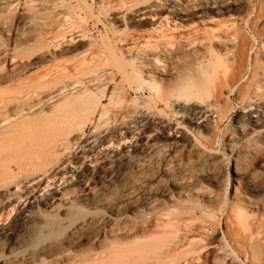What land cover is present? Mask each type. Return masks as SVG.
Masks as SVG:
<instances>
[{
    "label": "bare ground",
    "instance_id": "6f19581e",
    "mask_svg": "<svg viewBox=\"0 0 264 264\" xmlns=\"http://www.w3.org/2000/svg\"><path fill=\"white\" fill-rule=\"evenodd\" d=\"M249 4L98 0L96 6L114 26L126 9L140 16L159 11L174 23L211 10L248 11ZM57 6L95 15L87 0ZM257 13L254 22H264V0ZM169 24L160 21L154 31L164 33ZM24 29L0 26L11 44L0 49V264H264V25L254 73L239 88L236 135L222 145L224 166L214 139L226 116L221 98L236 84L211 56L193 62L183 57L192 43L177 45L166 67V50L143 41L134 44L138 55L122 63L114 46L102 43L99 57L148 92L127 115L118 111L113 89L105 105L89 90L106 75L104 61L62 60L55 52L58 28L43 23L28 37ZM37 56L34 68L43 72L33 75L28 68ZM153 168L157 174H148ZM92 177L121 185L94 189Z\"/></svg>",
    "mask_w": 264,
    "mask_h": 264
},
{
    "label": "rangeland",
    "instance_id": "374dc122",
    "mask_svg": "<svg viewBox=\"0 0 264 264\" xmlns=\"http://www.w3.org/2000/svg\"><path fill=\"white\" fill-rule=\"evenodd\" d=\"M59 1L60 0H0V26L5 25L8 27L18 23L21 28L25 25V37H28L35 34V29L40 24L45 23L53 25L56 27V30L58 28V31H61V36L57 39L60 47L59 50L55 52L62 60L78 56L80 60L94 59V62L99 64H103V59H105L103 55L99 57V52L103 49L104 43L112 44L116 49V55L121 57H119V60L122 59L120 60L122 63L125 61L127 63L131 60V57H135V54L139 50L135 48L134 44L141 43L142 45L143 41L145 43L157 42L162 46L163 50H166V53L161 52V56H163L161 58L164 60L162 63L166 67L174 62V60L172 61L170 57L167 56L168 53L173 52L177 45L183 46L192 43L189 48L185 49L183 54L184 59L198 62L201 57H205V60H208V57L211 56L215 63L218 64L217 70L220 74L225 73L227 79L230 76H235V90L229 93L227 98L224 96L221 98V105L225 110L226 116L214 139L213 152L216 153L215 156L218 164L220 166L227 164L228 159L227 157H222V154H227L228 152L222 145H224L227 137L236 135V131L233 128L234 117L243 107V102L239 95V88L251 80L254 73L253 64L256 54L259 49H263L261 48V39L257 31L259 27H263L264 22L261 21L258 24L254 22L258 15V0H251V4H249V8L251 9L248 11L242 12L233 9L230 11L211 10L203 13L202 18L187 17L184 18L186 21L180 22V20H177L174 23L170 21L169 17H165L166 15H162V12L159 11H150L140 16L135 14L133 9H126L122 12L120 11L121 13L118 12L120 16L123 15L122 20L124 22L122 21L114 26L112 25L113 22L111 21L110 14H106L107 16L104 15L103 17V14L101 16V14L98 13L96 6L98 0H87L88 4L93 6V15L95 14L94 16L97 18L94 16L91 17L89 14L83 12L57 6ZM167 2L169 3V1ZM19 4L24 7L23 12L19 11L17 8ZM30 9L32 10L29 11ZM159 16L161 17L159 18ZM165 20H169V27H171V29L166 30L164 33L154 31L155 28L158 27L159 22L161 21V24H163ZM245 21L247 23H244ZM252 23L253 25H251ZM179 24H181V26ZM174 25L178 26V29L173 30ZM7 39L8 35L0 34V49L10 47L11 44ZM90 44L93 45L91 47L93 49L88 47ZM37 60L38 56L34 57L31 60L34 64L28 68L33 75H39V73L43 72V69H39L38 71L35 69L40 65V63H36ZM139 61V57L134 59V62L138 63ZM104 63L107 64L105 68L107 69L106 75L101 77L97 82L91 84L89 90L98 97L103 95L101 103L105 105L107 104L105 97L109 91L113 89L116 99H120L119 103L121 108L118 111L120 113L124 112L127 115L133 113L137 110V102L142 100L144 96L146 98L148 92L137 88L134 84H131L125 79L123 80L114 62L110 61L106 63L104 61ZM83 79L86 81L88 78L83 77ZM166 115L172 122V119L175 120V117L170 111H168ZM107 125L108 122L106 123V126ZM247 128L249 129L248 126ZM228 166L231 167V162H229ZM156 170L157 168H153L148 174H157ZM143 177L144 175L141 176V179H143ZM114 185L119 186L121 183L116 181L114 183L102 184L98 177H92L90 181V186L94 189L103 186L111 187Z\"/></svg>",
    "mask_w": 264,
    "mask_h": 264
}]
</instances>
